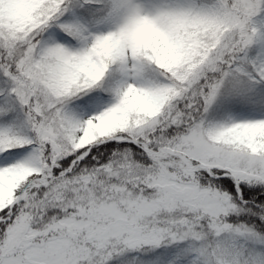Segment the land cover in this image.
Instances as JSON below:
<instances>
[{"label": "snow or ice", "instance_id": "snow-or-ice-1", "mask_svg": "<svg viewBox=\"0 0 264 264\" xmlns=\"http://www.w3.org/2000/svg\"><path fill=\"white\" fill-rule=\"evenodd\" d=\"M0 264H264V0H0Z\"/></svg>", "mask_w": 264, "mask_h": 264}]
</instances>
